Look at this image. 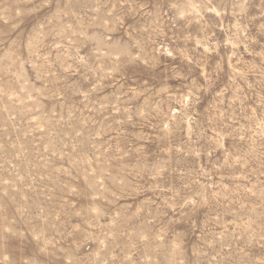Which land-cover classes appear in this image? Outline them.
Masks as SVG:
<instances>
[{
	"label": "rangeland",
	"instance_id": "obj_1",
	"mask_svg": "<svg viewBox=\"0 0 264 264\" xmlns=\"http://www.w3.org/2000/svg\"><path fill=\"white\" fill-rule=\"evenodd\" d=\"M0 264H264V0H0Z\"/></svg>",
	"mask_w": 264,
	"mask_h": 264
}]
</instances>
